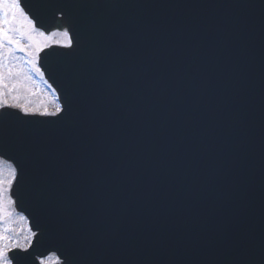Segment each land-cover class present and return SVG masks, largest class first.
Listing matches in <instances>:
<instances>
[{
  "label": "water",
  "instance_id": "water-1",
  "mask_svg": "<svg viewBox=\"0 0 264 264\" xmlns=\"http://www.w3.org/2000/svg\"><path fill=\"white\" fill-rule=\"evenodd\" d=\"M44 3L52 0H42ZM25 0L61 117H5L33 231L92 264H248L264 247V0ZM57 52L68 51L56 48Z\"/></svg>",
  "mask_w": 264,
  "mask_h": 264
},
{
  "label": "snow or ice",
  "instance_id": "snow-or-ice-1",
  "mask_svg": "<svg viewBox=\"0 0 264 264\" xmlns=\"http://www.w3.org/2000/svg\"><path fill=\"white\" fill-rule=\"evenodd\" d=\"M34 3L38 12L41 7L47 6L60 11L61 15L65 14L67 7H58L56 0L48 3L34 0ZM74 31L77 29H65L48 36L37 28L36 19L25 10V0H0V110L16 109L24 116L62 118L63 108L58 103L51 111L47 107L41 110L21 103L17 86L21 78L31 79L28 75L30 72L44 78L39 60L45 49H53L51 55L71 57L77 51L79 43L78 36L71 34ZM56 48L68 51L57 52ZM17 52L24 53L23 65ZM10 115L12 114L0 111V136L3 135L5 117ZM22 178L18 164L0 154V264H92L74 246H54L43 230L13 227L17 223L14 215V185L18 191ZM18 219L25 220L23 216ZM248 264H264V247L258 255L249 259Z\"/></svg>",
  "mask_w": 264,
  "mask_h": 264
},
{
  "label": "rangeland",
  "instance_id": "rangeland-1",
  "mask_svg": "<svg viewBox=\"0 0 264 264\" xmlns=\"http://www.w3.org/2000/svg\"><path fill=\"white\" fill-rule=\"evenodd\" d=\"M51 36V35H49ZM17 57H20V63L23 65L24 53L17 52ZM26 67V66H25ZM32 73V72H31ZM28 73L31 76V79H20V82L17 86V94L20 97V102L29 105L32 108H43L47 107L49 111L53 110L54 105L57 104L56 97L54 93L46 86L44 83H37L34 81L38 75L35 73ZM40 78V77H39ZM14 215L17 217V223L13 225L15 228H27V221H19L21 215L17 214L16 211Z\"/></svg>",
  "mask_w": 264,
  "mask_h": 264
}]
</instances>
